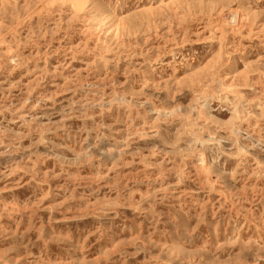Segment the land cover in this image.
<instances>
[{"label":"rangeland","instance_id":"obj_1","mask_svg":"<svg viewBox=\"0 0 264 264\" xmlns=\"http://www.w3.org/2000/svg\"><path fill=\"white\" fill-rule=\"evenodd\" d=\"M0 264H264V0H0Z\"/></svg>","mask_w":264,"mask_h":264}]
</instances>
